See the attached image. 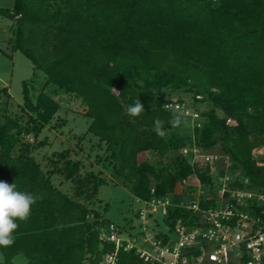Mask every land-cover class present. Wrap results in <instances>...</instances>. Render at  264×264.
I'll use <instances>...</instances> for the list:
<instances>
[{
	"label": "trees",
	"instance_id": "trees-1",
	"mask_svg": "<svg viewBox=\"0 0 264 264\" xmlns=\"http://www.w3.org/2000/svg\"><path fill=\"white\" fill-rule=\"evenodd\" d=\"M0 15L17 20L13 48L47 76L46 86L86 103L88 134L107 144L114 179L134 198L176 195L183 186L189 188L184 202L198 184L214 194V167L193 165L182 153L194 146L228 157L231 170L250 179V189L264 192V162L253 157L264 133V0H14ZM164 89L194 92L201 129L170 140L154 131L157 118L166 131L181 127L171 124L177 114L165 109L171 101L159 99ZM22 93L27 122L0 120V181L15 183L36 202L28 219L18 221L15 243L0 248L1 264L18 256L29 264H100L115 250L101 238L112 221L87 203L108 181L93 171L82 175L84 165L71 150L43 170L30 136L41 134L61 106L45 88L35 100L30 82H23ZM8 97L6 89L0 92V113ZM136 97L145 112L130 117L127 107ZM205 102L211 111L199 108ZM144 153L173 157L153 164L140 161ZM57 174L61 186L74 184L73 196L55 184ZM216 205L215 198L201 203L204 210ZM181 218L197 220L193 211L175 208L168 221ZM120 257L129 259L123 264H143L134 254Z\"/></svg>",
	"mask_w": 264,
	"mask_h": 264
},
{
	"label": "built area",
	"instance_id": "built-area-1",
	"mask_svg": "<svg viewBox=\"0 0 264 264\" xmlns=\"http://www.w3.org/2000/svg\"><path fill=\"white\" fill-rule=\"evenodd\" d=\"M165 109L193 120L194 129L203 127V114L196 109L191 111L185 104L174 102H168ZM182 153L193 160V165L214 167L224 158L198 146L185 148ZM253 157L264 162V133ZM229 170L233 171L227 168L215 172L214 167V194L211 187L194 184L197 192L184 202H175V194L148 201L134 198L138 223L132 221L129 231L114 222L102 229L101 238L114 245L115 250L106 254L100 264L129 262L121 259L120 252L134 254L143 264H263L264 209L260 214L254 209L264 207V192L250 189L249 178ZM184 184L187 186L186 181ZM214 198L216 206L202 209L201 203ZM175 208L193 211L196 222L181 218L171 225L168 220Z\"/></svg>",
	"mask_w": 264,
	"mask_h": 264
},
{
	"label": "rangeland",
	"instance_id": "rangeland-1",
	"mask_svg": "<svg viewBox=\"0 0 264 264\" xmlns=\"http://www.w3.org/2000/svg\"><path fill=\"white\" fill-rule=\"evenodd\" d=\"M13 4V0H0V6L3 8H11L13 7ZM0 19L5 22L7 21L1 16ZM12 21L13 26L11 27V33H13L14 40L18 24L17 20ZM10 60L11 59H8L9 66H7V69H2V71L7 80L10 81L12 102L8 101V104L5 103V108L1 107L3 113H0V120L4 117L10 116L14 118H22L24 122H27L28 117L23 112L21 105L23 102L22 92L24 81L30 82V86L34 88L33 96L35 100L45 88L46 94L56 100L61 107L53 121L42 131L41 134L37 137H35V133L31 134L30 140L31 142H35L33 151H31L33 157L38 163H40L43 170L48 172L56 167V164L60 159L57 154L66 150H71L72 158L79 159L84 165L81 170L82 175H86L88 172L93 171L97 175L105 177L108 181V184L100 189L99 195H97L98 198H96L93 203L89 202L87 204L91 209L98 211L104 215V217H107L109 220L120 226L124 231H129L131 221H134L135 224L138 223L135 219L136 208L134 206V197L128 188L123 186L119 180L114 179V170L110 164V152L107 151V144L103 142V144H100L99 138L88 134L91 122L85 117L87 111L86 103L74 94L65 93L64 90L59 89L55 85L46 86L47 76L44 73L38 72V74H36L37 77H34L35 70L33 69V65L22 53L19 52L17 54L15 63H12ZM159 99H166L174 103L185 104L191 111L195 110L194 107H196L195 104H197L194 98V92H189L188 90L173 92L171 89H164L161 91ZM199 99L202 98L200 97ZM199 108L204 111H211L213 105L210 102H205L202 105H199ZM180 116L182 119L181 127L179 129L175 128L166 131L164 137L167 140H170L177 132H180L183 136L193 134V120L187 119L182 115ZM217 150L219 151V149ZM172 157L173 154L162 158L155 153H144L141 155L140 161L167 165ZM189 160L193 163L191 158ZM229 165L230 159L224 157L220 163L214 166L215 172H221L227 168L231 169V166L229 167ZM228 172L233 171L229 170ZM62 180L63 177L60 174L53 177V181L57 186L73 196L74 184L68 182L61 186L60 183ZM188 195L189 188L181 186L178 188V191H176L173 200L178 203L181 201L182 197ZM124 236H126V232H124ZM3 262L4 256L0 251V264ZM14 264L29 263L24 256H19L16 258Z\"/></svg>",
	"mask_w": 264,
	"mask_h": 264
},
{
	"label": "clouds",
	"instance_id": "clouds-1",
	"mask_svg": "<svg viewBox=\"0 0 264 264\" xmlns=\"http://www.w3.org/2000/svg\"><path fill=\"white\" fill-rule=\"evenodd\" d=\"M142 112H145L144 106L136 97L135 101L128 105L127 113L130 117H138ZM181 123L180 115H176L171 121L174 127H179ZM163 125L164 121L159 118L154 121V131L159 136L165 135ZM35 202L36 198L32 193L18 190L15 183L0 181V248L15 243L14 234L19 227L18 221L28 219Z\"/></svg>",
	"mask_w": 264,
	"mask_h": 264
},
{
	"label": "crops",
	"instance_id": "crops-1",
	"mask_svg": "<svg viewBox=\"0 0 264 264\" xmlns=\"http://www.w3.org/2000/svg\"><path fill=\"white\" fill-rule=\"evenodd\" d=\"M13 6H14V4H13ZM0 8H3V7L0 6ZM11 8H13V7H11ZM11 8H6V9H11ZM0 16L8 21V22L7 21L5 22V21L0 19V92L6 89L8 91V95H9L8 101L12 102V95L10 93V84H9L10 81L7 80L2 69L5 70V68L7 69V66H9L8 59H11L10 61L12 63H15L16 56L19 53V51H16L13 48V33H11V27L13 26V21L2 16V15H0ZM33 69H34V67H33ZM36 74H38V72L36 73V71H35L34 77L36 76ZM22 104H23V102H22ZM90 122H92V121L90 120ZM16 258L14 259V262H15Z\"/></svg>",
	"mask_w": 264,
	"mask_h": 264
}]
</instances>
